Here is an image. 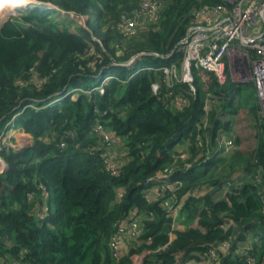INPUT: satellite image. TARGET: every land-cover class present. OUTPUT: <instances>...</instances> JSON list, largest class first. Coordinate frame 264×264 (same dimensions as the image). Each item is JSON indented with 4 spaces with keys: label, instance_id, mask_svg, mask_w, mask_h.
I'll return each instance as SVG.
<instances>
[{
    "label": "trees",
    "instance_id": "trees-1",
    "mask_svg": "<svg viewBox=\"0 0 264 264\" xmlns=\"http://www.w3.org/2000/svg\"><path fill=\"white\" fill-rule=\"evenodd\" d=\"M37 1L89 16L91 29L71 32L68 20L40 9L0 24V132L16 128L34 139L29 148L0 151V168L6 165L0 173V264H136L138 258L145 264H264L261 105L256 98L244 102L258 128L256 148L238 168L249 173L246 179L234 185L231 165L219 179H202L212 171L199 172L202 160L215 154L220 131L226 135L234 124L221 120L219 111L234 116L235 99L247 86L221 85L213 73L195 70L194 96L161 69L181 68L177 44L200 10L224 0H152L159 3L157 21L134 37L117 24L133 12L144 16L137 6L143 0ZM207 98L218 108L208 110ZM175 145H185L197 160L187 165ZM113 146L121 153L115 156ZM169 170L181 188L150 197V180ZM205 184L213 189L188 196L186 229L171 240L174 220L166 203ZM225 185L227 198L217 199ZM255 235L262 242L246 246Z\"/></svg>",
    "mask_w": 264,
    "mask_h": 264
},
{
    "label": "built area",
    "instance_id": "built-area-1",
    "mask_svg": "<svg viewBox=\"0 0 264 264\" xmlns=\"http://www.w3.org/2000/svg\"><path fill=\"white\" fill-rule=\"evenodd\" d=\"M158 7L159 3L152 0H143L141 5L144 16L154 18V22L157 21L155 14ZM133 13L135 21H138L139 16L143 17L142 12ZM196 17L174 51L183 56L181 68L175 63L169 68H161L162 71L171 80L188 85L194 96L197 95L195 70L213 73L221 85L229 82L238 85L253 84L259 95L264 117V0H224L223 5L204 7ZM163 57L168 59L170 54ZM97 131L109 139L101 126ZM9 137L10 131L7 129L0 132V151L5 147L17 148L10 142ZM6 140L12 145L7 144ZM233 146V140L222 136L218 150L227 154ZM172 176L171 170L159 173L150 180L151 186L147 191L156 187L159 191L169 189L177 193L183 182L173 181ZM255 181L261 183L262 180L256 176ZM182 205L178 197L171 198L166 203L167 216L175 220L174 217L182 210ZM124 226H128L127 223ZM131 226L135 230L137 224L131 223ZM131 235L136 236L134 232ZM121 236L120 233L119 239ZM255 238L256 244L262 242L260 235H255ZM119 239L117 238V245H114L116 248Z\"/></svg>",
    "mask_w": 264,
    "mask_h": 264
},
{
    "label": "rangeland",
    "instance_id": "rangeland-1",
    "mask_svg": "<svg viewBox=\"0 0 264 264\" xmlns=\"http://www.w3.org/2000/svg\"><path fill=\"white\" fill-rule=\"evenodd\" d=\"M141 5H142V2H140L137 6L140 7ZM14 6H15L14 4L13 5L11 4L8 6H2L0 8V24L2 22H6L9 20H15V21L21 20V18L23 17L22 11L25 9H16ZM44 8H49V9H45V10L54 12L55 16H58L63 20H68L70 23L69 25H70V31L71 32H75L76 27H84L85 29H89V28L91 29L89 22L92 21V19L87 15L79 16V15L74 14V13H68L65 11H61L57 7H56L57 8L56 9L54 6H53V8H50L48 5H46V7H44ZM152 23H154V18H150V17H146V16H143V17L139 16V20L135 21L133 16H125L123 18V21L117 24V27L118 28L120 27V29L124 31L126 36L134 37V36H136L137 33L143 32L147 28H149V26ZM113 25H116V24L114 23ZM93 26H96V28H99L96 30H102L98 26V23H94ZM108 26H112V22L109 23L108 25H106V27H108ZM98 40L100 42H102L100 38H98ZM127 42H128L127 40H123V43H127ZM124 54H126V53H121L120 56L122 57V56H124ZM139 58L140 57H138V59ZM128 63H127L128 66H131L132 64H134L133 61H130ZM137 73H139V71H137ZM103 82H107V79L104 80ZM246 86L247 87L242 89V92H241L239 98L235 99V102H234L235 114H234V116L231 115V112H229V111L226 112L225 114L222 111H219V115H220L221 120L230 119V121L231 122L233 121L234 124L231 125V130H229V132L226 133V135L223 134L224 133L223 131H220L222 133L219 132L220 134H219L218 141L221 139V137L223 135H225L227 138H230L231 140L234 141V144H235L234 149L232 150L231 154L226 155V157L219 163V167L217 166L218 169L212 168L211 169L212 171L210 173H207L206 175H203L201 177L202 179H208L209 177H211V178L216 180V179H219V178H217L218 176L223 177L225 175L224 168L227 167L228 165H231V166H233V168H235V170L233 171V174L237 173L240 170V169H238L239 165L242 164L243 162H245L250 157V155L253 154V152L256 148L257 129L258 128H257L256 122L254 121L253 114H251L249 111L250 110L248 107L249 105L248 106L244 105V102L246 101V99H252V98L255 99L256 98L257 102H259V104H260V98H259L258 92L256 90V87L253 84H248ZM99 89L100 88H97V90H99ZM204 89L208 90L206 87ZM101 91H102V89H101ZM207 95L212 96L211 93H208ZM77 96L78 95H74L73 97L76 98ZM239 99H240V102L244 106L239 103ZM206 103H207V108L209 110H211L214 105L217 108L219 105L217 100H215L214 104H213L212 101L208 98L206 100ZM237 109H238V111H237ZM207 121H209V120L206 119L205 125H208ZM15 130H17V129L15 128ZM18 133L19 132L17 130V133H15L16 136H18ZM202 138H204L206 140L207 144L211 145L212 136H211L210 132H205L203 134ZM237 140L240 141V144L237 143ZM29 142H30V144H32V141H28V143ZM6 143L9 145L13 144V145H15V147L20 148V149H26V148L30 147V146H26L28 144L27 142L21 141L20 139H18V137L15 140V142H12V144L8 143L7 140H6ZM114 148H115V156L117 154L121 153V150L117 146H115ZM175 152H176V154H183L182 157L186 156L187 158L186 159L183 158L182 161L185 160L186 164L189 166H191L192 165L191 163L197 159V157H195L194 155L193 156H191V154L189 155V153L186 151L185 145L180 147V148H176ZM238 152L241 154L242 157H240L237 154ZM240 158H242L241 161H239ZM199 164H200V162H199ZM5 167H6L5 165H1L0 173L3 172ZM227 180L225 182H227ZM221 194H223V196L221 197L223 199L225 195L222 192H221ZM180 212L181 211L179 210L178 215H180ZM181 216H183V215H181ZM181 216H179V220H181L182 222H185L186 221L185 217H181ZM136 264H145V261L142 258H138Z\"/></svg>",
    "mask_w": 264,
    "mask_h": 264
},
{
    "label": "crops",
    "instance_id": "crops-1",
    "mask_svg": "<svg viewBox=\"0 0 264 264\" xmlns=\"http://www.w3.org/2000/svg\"><path fill=\"white\" fill-rule=\"evenodd\" d=\"M17 130L20 133V134L18 133V136H16V134H15V133H17ZM17 130H15V128L13 130H11L10 131V137L13 138L14 140H16L17 137H18V139H20L21 141L27 142V143H28V141H32V144H30V142H29L26 146H30V147L33 146V141H34L33 137L30 134L22 133L21 131H19V129H17ZM180 147H182V145H179V146L176 145L175 146V149L176 148H180ZM209 155L206 154L205 158L203 159V161H202V163L200 165V166H202V168L199 169V172L200 173L202 171H205L207 168H210V167L214 168L215 163H217V162H215L213 164L204 163L207 160V158H208ZM183 158L186 159L187 157L184 156V157H182V159ZM213 161H215V160H213ZM218 161H220V160H218ZM219 163L220 162H218L217 165H219ZM246 177H247L246 171L244 169H240L237 173L232 174V176L229 179L232 180L233 184L235 185L236 183L237 184L238 183L241 184L246 179ZM212 189H213V187H211V186L208 187V185H206V184L203 185V186H201V188L200 187L199 188H195L192 192L185 194V197L183 196V197L180 198L181 199V204L184 205V201L188 198L189 195L190 196L191 195L192 196H197V197L204 196L207 193L211 192ZM221 192L224 193V195H225L224 198L226 199L227 198V195L230 192L229 189H228V187H227V185H225L223 187V189H222ZM221 192L219 191L216 194L217 199H219V198H221L223 196V194H221ZM147 194L150 197L155 196V195L157 196L159 194V190L156 187H151L147 191ZM223 199H221V200H223ZM181 215H182V212H180V215H177L176 217H174L175 218L174 225H173V230L174 231H173V233H171V240H174L177 237V233L178 232L184 231L186 229V221L185 222H182L181 220H179V216H181ZM181 217H183V216H181ZM255 245H257V244H256L254 238H250L246 246L252 248Z\"/></svg>",
    "mask_w": 264,
    "mask_h": 264
},
{
    "label": "bare ground",
    "instance_id": "bare-ground-1",
    "mask_svg": "<svg viewBox=\"0 0 264 264\" xmlns=\"http://www.w3.org/2000/svg\"><path fill=\"white\" fill-rule=\"evenodd\" d=\"M39 2L37 0H0V8L2 6H8V5H15L14 7L16 9H30V8H42V9H49L44 8L46 5H48L50 8H53L54 5L52 4H38ZM55 7V6H54Z\"/></svg>",
    "mask_w": 264,
    "mask_h": 264
},
{
    "label": "clouds",
    "instance_id": "clouds-1",
    "mask_svg": "<svg viewBox=\"0 0 264 264\" xmlns=\"http://www.w3.org/2000/svg\"><path fill=\"white\" fill-rule=\"evenodd\" d=\"M56 8V7H55ZM30 9H40V10H45V9H42V8H30ZM57 9V8H56ZM45 11H48V10H45ZM135 63V62H134ZM106 80V79H105ZM107 81H108V79H107ZM104 84H106V82H103ZM66 94V93H65ZM69 94H71V92L69 93ZM60 96V95H59ZM62 98H56L55 99V101L54 102H59L60 100H61ZM11 128V127H10ZM14 128H11V129H7V131H11V130H13ZM2 132V131H1ZM224 137H226L225 135H223ZM9 138H11V137H9ZM227 138V137H226ZM227 139H230V138H227ZM11 140V139H10ZM219 142V141H218ZM176 146V145H175ZM219 149V145L217 146V149H216V152H215V154L214 155H209L208 156V158H207V160L204 162V163H207V164H213V163H215V162H217V164H218V162H221V161H218V160H223L225 157H226V155H228V154H231L232 153V150L234 149V146H233V148H232V150L229 152V153H227V154H225L224 152H222V151H219L218 150ZM213 160H215V161H213ZM46 197H47V195L45 196V198H44V200L46 199ZM45 208H46V206H44ZM182 209H183V205H182ZM47 210V209H46ZM181 212H182V210H181Z\"/></svg>",
    "mask_w": 264,
    "mask_h": 264
},
{
    "label": "water",
    "instance_id": "water-1",
    "mask_svg": "<svg viewBox=\"0 0 264 264\" xmlns=\"http://www.w3.org/2000/svg\"><path fill=\"white\" fill-rule=\"evenodd\" d=\"M39 3L38 4H40V5H42V4H45V3H42V2H40V1H38ZM138 57H139V55L138 56H136V57H134L131 61H133V63L138 59ZM129 64V63H128ZM128 64H124V65H126V66H128ZM6 166V165H5ZM6 168V167H5ZM46 203H45V200H44V205H45Z\"/></svg>",
    "mask_w": 264,
    "mask_h": 264
}]
</instances>
